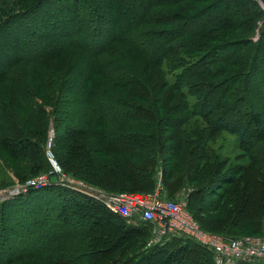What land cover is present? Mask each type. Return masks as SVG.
<instances>
[{
    "label": "trees",
    "instance_id": "1",
    "mask_svg": "<svg viewBox=\"0 0 264 264\" xmlns=\"http://www.w3.org/2000/svg\"><path fill=\"white\" fill-rule=\"evenodd\" d=\"M263 5L0 0V188L50 169L52 130L65 173L110 192L190 186L205 230L264 235ZM176 236L148 245L147 223L55 184L0 201V264H214Z\"/></svg>",
    "mask_w": 264,
    "mask_h": 264
},
{
    "label": "built area",
    "instance_id": "2",
    "mask_svg": "<svg viewBox=\"0 0 264 264\" xmlns=\"http://www.w3.org/2000/svg\"><path fill=\"white\" fill-rule=\"evenodd\" d=\"M47 158L52 169L27 178L25 182L2 189L0 195L12 197L26 193L28 189H40L55 184L101 202L112 213L131 221L151 224L152 237L148 245H156L173 235L188 237L206 247L213 254L214 264H264V235L243 234L225 237L217 232L202 228L186 209L185 202H178L160 196L162 185L158 181L154 192L107 191L73 175L62 172L50 152ZM54 178V179H53Z\"/></svg>",
    "mask_w": 264,
    "mask_h": 264
},
{
    "label": "rangeland",
    "instance_id": "3",
    "mask_svg": "<svg viewBox=\"0 0 264 264\" xmlns=\"http://www.w3.org/2000/svg\"><path fill=\"white\" fill-rule=\"evenodd\" d=\"M261 3V2H260ZM262 8H264V5L262 6ZM252 38H254V39H257V33H255V34H253L252 35ZM251 85L253 86L252 87V90H253V94H254V90H257L258 91V93L256 94L259 98H260V100H261V102L260 103H262L263 101H264V83H262V81H260V80H257L256 78H251ZM262 109H264L263 108V106H260ZM74 109H77L75 106H73V108H70V112L69 113H66V114H68L69 115V119H72V117L73 116H71V114H72V112H74ZM258 130V133L259 132H261L263 129H257ZM52 130H50V133H49V139H48V141L50 140V138L52 139V136H53V133L51 132ZM255 131V130H254ZM253 135H255V132H253L252 134H251V136H253ZM235 137V136H234ZM230 141H233L234 140V138H233V136H230ZM232 139V140H231ZM51 141V140H50ZM48 143V142H47ZM226 149H228V145H226ZM48 152H51L50 151V147L49 146H47V152L46 153H48ZM231 155L232 156H235L236 154H238V149H237V146H234V148L231 150ZM56 160V159H55ZM50 162V161H49ZM58 163V162H57ZM59 164V163H58ZM61 167V166H60ZM52 169V167H51V163H50V169L49 170H46V171H50ZM61 170H62V172L63 173H65L64 171H63V169L61 168ZM40 174V173H39ZM65 174H70V173H65ZM71 175V174H70ZM158 181H160V179H158L157 181H156V183L158 182ZM161 182V181H160ZM155 183V184H156ZM17 184H20L17 180H15L14 181V183H11V185H9V186H6V187H1L0 188V190H2V189H6V190H11V188L13 187V186H16ZM161 185H162V187H161V189L159 190L160 191V196L161 197H163V198H167V199H173V200H176V201H178V202H185V206H186V209L188 210V208H187V194H188V192L190 191V189H191V187L189 186H183V188H181L178 192H176V193H174L172 196H167V192H166V188H165V185L163 184V183H160ZM157 185V184H156ZM156 185H155V187H156ZM59 186V185H58ZM61 187V186H60ZM64 189H67V190H69L67 187H63ZM155 191V188H154V190L152 191V192H154ZM52 192H47V191H45L44 192V194H45V196L44 197H47V198H49V197H51L52 196V194H51ZM13 197V196H12ZM12 197H4L3 195H0V201H2V200H4V199H9V198H12ZM261 198H262V196H260ZM52 198H54V197H52ZM256 198V197H255ZM258 199H259V197H258ZM45 199L44 198H41V199H35V201H37V202H41V201H44ZM253 202H254V200H253ZM28 204V203H27ZM27 204L26 205H24L25 207L27 206ZM32 203L30 202V205H31ZM51 206V205H50ZM71 206V205H70ZM46 208H47V210L48 211H52L51 210V207H44V208H42L40 211H37L36 210V213H47L45 210H46ZM63 208H67V209H70V207H69V205L66 203L64 206H63ZM28 209V210H27ZM33 208L31 207V208H24L23 210H27V213H25L23 210H22V208H21V206H18L17 207V211H18V213L20 214V218H22V220L23 221H21V223L23 224V225H25V224H27V222H29V220H27V219H29L30 217H31V219L33 218V217H36V215H34V213H32L31 212V210H32ZM18 213H14V215L13 216H17V214ZM191 213V212H190ZM192 214V213H191ZM5 216H6V218H7V222L9 223V225H13V221H14V219H12V218H10L9 217V212L8 213H6L5 214ZM50 217H51V219H52V221L54 220V216H52V215H50ZM102 221H103V223H104V221L107 219V217L106 216H104V215H102ZM5 218V219H6ZM195 219V218H194ZM27 220V222H25ZM196 220V219H195ZM197 221V220H196ZM144 222V221H143ZM145 223H147L148 224V228H149V237H148V240H150L151 239V237H152V229H153V227H151V224L150 223H148V222H145ZM104 227H105V225H103ZM43 229V228H42ZM102 231V233L103 234H106L107 236H110V234H107V231L105 230V229H102L101 230ZM112 233H114L113 235H118V233L115 231V230H113V232ZM218 233V232H217ZM243 235V234H242ZM257 235H260V234H257ZM174 236H176V235H174ZM171 237H173V236H171ZM171 237L170 238H168L167 240L168 241H170L171 240ZM176 237H179V236H176ZM181 238V237H180ZM182 239H184V238H182ZM148 240H147V242H148ZM167 240H161L162 242H160V243H164V242H166Z\"/></svg>",
    "mask_w": 264,
    "mask_h": 264
},
{
    "label": "water",
    "instance_id": "4",
    "mask_svg": "<svg viewBox=\"0 0 264 264\" xmlns=\"http://www.w3.org/2000/svg\"><path fill=\"white\" fill-rule=\"evenodd\" d=\"M53 133V131H51ZM51 140V138H50ZM50 140L48 141L47 145L50 147ZM54 179V178H53Z\"/></svg>",
    "mask_w": 264,
    "mask_h": 264
}]
</instances>
